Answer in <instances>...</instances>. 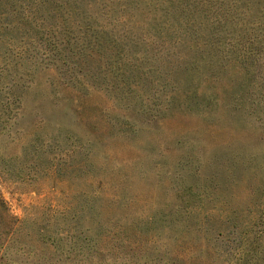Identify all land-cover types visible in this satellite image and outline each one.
Wrapping results in <instances>:
<instances>
[{
	"label": "rangeland",
	"instance_id": "374dc122",
	"mask_svg": "<svg viewBox=\"0 0 264 264\" xmlns=\"http://www.w3.org/2000/svg\"><path fill=\"white\" fill-rule=\"evenodd\" d=\"M0 264H264V0H0Z\"/></svg>",
	"mask_w": 264,
	"mask_h": 264
}]
</instances>
